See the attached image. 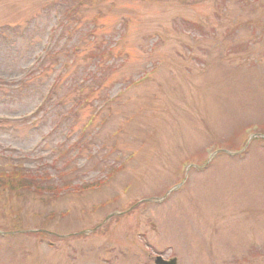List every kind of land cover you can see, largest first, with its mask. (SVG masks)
Wrapping results in <instances>:
<instances>
[{"label": "rangeland", "instance_id": "374dc122", "mask_svg": "<svg viewBox=\"0 0 264 264\" xmlns=\"http://www.w3.org/2000/svg\"><path fill=\"white\" fill-rule=\"evenodd\" d=\"M72 2L0 0V173L24 174L19 192L0 188V230L21 229L0 241V264H153L158 255L177 264H264V143L251 142L245 158L213 152L230 141L239 147L232 133L245 125H264V0H94L61 27L58 15ZM182 16L199 25L193 33ZM123 21L128 61L110 73L121 58L100 62L95 53L110 48ZM64 43L80 47L65 72ZM41 49L59 52V61L18 87ZM144 71L148 82L124 87ZM52 84V104L30 117L39 121L19 122ZM144 142L123 166L126 158L110 154L116 147L127 157ZM65 151L76 171L58 181ZM209 159L204 170L184 172ZM41 232L60 239L33 235Z\"/></svg>", "mask_w": 264, "mask_h": 264}, {"label": "water", "instance_id": "95a60500", "mask_svg": "<svg viewBox=\"0 0 264 264\" xmlns=\"http://www.w3.org/2000/svg\"><path fill=\"white\" fill-rule=\"evenodd\" d=\"M170 264H175V261H171V263Z\"/></svg>", "mask_w": 264, "mask_h": 264}]
</instances>
